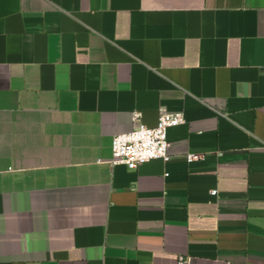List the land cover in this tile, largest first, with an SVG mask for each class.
Segmentation results:
<instances>
[{"label":"crops","instance_id":"1","mask_svg":"<svg viewBox=\"0 0 264 264\" xmlns=\"http://www.w3.org/2000/svg\"><path fill=\"white\" fill-rule=\"evenodd\" d=\"M263 67L264 0H0V264H264Z\"/></svg>","mask_w":264,"mask_h":264},{"label":"built area","instance_id":"2","mask_svg":"<svg viewBox=\"0 0 264 264\" xmlns=\"http://www.w3.org/2000/svg\"><path fill=\"white\" fill-rule=\"evenodd\" d=\"M140 116L141 112L135 111L136 124L132 130L113 136L109 159L111 164H125L127 168L134 170L140 164L153 158H162L165 161L171 159L168 130L170 127L185 121L184 112L162 110L155 125L145 124L141 121ZM198 156L199 154L195 152H189L186 155L188 160ZM211 192L216 194L217 189H213ZM185 263L186 259L181 256L179 264Z\"/></svg>","mask_w":264,"mask_h":264}]
</instances>
